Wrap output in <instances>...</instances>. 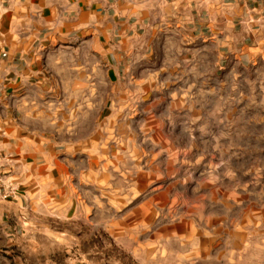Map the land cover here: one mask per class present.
<instances>
[{
	"label": "clouds",
	"instance_id": "clouds-1",
	"mask_svg": "<svg viewBox=\"0 0 264 264\" xmlns=\"http://www.w3.org/2000/svg\"><path fill=\"white\" fill-rule=\"evenodd\" d=\"M0 264H264V0H0Z\"/></svg>",
	"mask_w": 264,
	"mask_h": 264
}]
</instances>
